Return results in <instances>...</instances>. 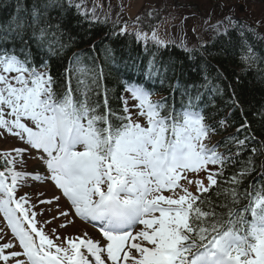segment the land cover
<instances>
[{"label": "snow or ice", "instance_id": "1", "mask_svg": "<svg viewBox=\"0 0 264 264\" xmlns=\"http://www.w3.org/2000/svg\"><path fill=\"white\" fill-rule=\"evenodd\" d=\"M52 7L60 8L62 15L74 9V14L82 17L81 24L101 23L94 8L82 10L77 0H46L39 8L33 4L30 23L21 21L0 31V129L37 150L36 159L46 167L47 179L67 198L75 216L99 222L104 239L94 240L85 233L63 238L57 235L54 240L38 226L37 213L32 210L35 205L30 203L27 194L17 198L16 190L26 177L40 179L39 165L34 172L17 170L15 165L23 163L17 157H22L27 149L15 148L0 152V213L22 251H6L13 248L12 240L0 243V262L264 264V186L254 197L247 190L237 191L242 178L251 170L257 148L251 149L252 155L241 162L244 166L239 171L230 177L224 176L225 168L229 163H237L236 157L255 137L249 133L243 139L227 138L226 142L234 144L237 151L231 155L221 152L218 142L211 141L216 128L205 122L200 104L203 93L196 85L187 86L181 93L182 98H188L187 103L182 99L181 108L176 109L163 100L152 101L151 90L144 84L126 82L125 91L133 101L131 107L139 109L146 124L132 120L129 100L123 94L118 99L127 115L122 116L110 106L107 89L100 102L102 70L97 73L80 66V53L69 58L68 67L61 74L64 83H59L51 75L48 61L37 67L24 39L30 29V39H34L40 50L51 51L53 45L61 50L67 47L57 34L60 25H53L48 18L47 10ZM106 22L107 18L103 23ZM209 27L214 33L210 43H216L222 36L231 43L232 37L228 34L236 32L240 37L238 51L243 53L246 49L241 59L247 67L262 59L245 38V31L254 30L246 29L232 16H224ZM110 35L113 40L134 36L145 47L149 41L158 48L166 46L155 30L149 35L120 28ZM12 36L21 42L20 49L14 43L11 48L3 47L12 43ZM205 46L202 43L199 48ZM199 48L185 46L182 50L192 59ZM85 72L89 73L91 84L83 78ZM142 74L145 81H154L160 74L154 57ZM193 89H197L194 96ZM165 111L167 115L162 114ZM217 123L220 127L226 126L224 119ZM248 128L245 120L236 132H245ZM261 167L264 174V165ZM201 172L206 174V184L203 179H189V174ZM181 181H187L188 186L194 184L195 193ZM221 184L230 187L222 190L226 202L216 205L206 194ZM165 191L170 194L165 195ZM216 195L220 196L221 191ZM229 197L231 204L241 197L249 198L250 202L237 210L230 207ZM53 199L59 201L60 197ZM39 202L51 204L52 200ZM217 207L229 208L227 219L223 212L216 211ZM248 212L251 221L246 219ZM52 231L55 233V229Z\"/></svg>", "mask_w": 264, "mask_h": 264}, {"label": "trees", "instance_id": "2", "mask_svg": "<svg viewBox=\"0 0 264 264\" xmlns=\"http://www.w3.org/2000/svg\"><path fill=\"white\" fill-rule=\"evenodd\" d=\"M46 0H0V31L21 21L31 22L32 8L35 3L37 7ZM18 4L20 7L18 8ZM67 7V5H65ZM43 11V9H41ZM48 18L53 25L59 24L60 28L57 34L60 35L61 43L67 45L63 50L53 45L51 51L40 50L34 41L30 39L31 30L29 29L24 39L28 41L31 48L30 55L36 65H42L43 60L37 57L36 50L43 51V56L48 59V65L51 75L64 83L61 74L68 67L69 58L74 53H80L81 65L89 70H95L97 73L102 70V78L99 80V100L104 99V89L108 90L109 104L119 111L120 103L118 94L122 76H128L131 73H140L139 83L149 87L151 94L161 96L160 99L168 106L175 105L176 109L181 108L182 99L187 103V97L181 96V93L189 85H196L197 89L203 93L200 101L203 108V115L206 117V123L216 128L214 133L220 135V146L225 155L234 154L237 149L234 144L228 143L227 138L237 136L243 139L245 135L251 134L255 140L248 142L247 148L236 157L237 163L231 164L225 168L224 176L230 177L239 171L252 155L251 149L257 148V153L253 156L251 170L242 178L237 191L244 193L246 190L255 196L256 192L264 186V174L257 176L259 160L262 158L264 165V35L247 25L245 22L235 19L243 27L251 28L254 32L245 31V38L253 47L256 53L262 58L252 67L242 62V55L246 54V49L242 53L238 51L240 46V37L235 31L229 32L232 42L229 43L226 37H220L216 43H210V36L201 45L187 47L188 49L199 48L193 54L192 59L182 49L184 47L176 44H166V46L157 47L154 44L142 46L135 37L124 36L113 40L110 33L119 32L120 25L104 17H100L101 23H95L89 26L88 23H79L82 17L74 14V9H69L66 15H62L61 9L52 7L47 10ZM154 12V11H153ZM152 12V13H153ZM55 30V29H54ZM259 37V38H257ZM12 43H6L3 47L11 48L13 43L17 49L21 48V42L12 36ZM203 52V55H200ZM154 57L157 66L160 68V74L154 81H145L143 69L150 59ZM167 68L165 72L164 69ZM247 70L245 71L244 69ZM88 72L83 74L86 82L91 84L88 79ZM130 78L129 80H132ZM75 79L73 80V87ZM58 88V87H57ZM197 89L192 90V95L196 94ZM97 95L94 89L93 98ZM102 99V100H101ZM102 110V108H101ZM120 115H124L120 110ZM167 115L165 111L162 113ZM224 119L225 127H220L218 121ZM247 120L249 128L245 132L237 133L239 128ZM251 186V187H250ZM230 187L227 184H221L220 188L213 187L209 194L214 204L219 205L225 201L223 189ZM221 191L217 196L216 192ZM230 207L237 210L243 209L249 204V198L241 197L235 204H231V198H228ZM217 212H223L227 219L229 208H216ZM248 219V213H245ZM249 220V219H248ZM251 221V220H249Z\"/></svg>", "mask_w": 264, "mask_h": 264}, {"label": "rangeland", "instance_id": "3", "mask_svg": "<svg viewBox=\"0 0 264 264\" xmlns=\"http://www.w3.org/2000/svg\"><path fill=\"white\" fill-rule=\"evenodd\" d=\"M77 3L82 4V10H92L94 8L96 16L107 18L119 24L121 28H130L133 32L136 30L144 32L137 22V18L142 17L139 14L144 8L156 9L154 18L158 21V24L151 27V32H148L149 35L155 30L159 39L179 43L184 47L196 45L212 36L214 33L209 26L228 15L234 17V19L241 18L264 33V0H77ZM123 3H125V8ZM129 112L132 118L133 112L131 110ZM136 117H139V115H136ZM141 117L139 118L142 121ZM24 145H27L25 141L0 129V151L9 152ZM37 154L36 151L32 157H37ZM22 160L23 163H19L22 165V168H27L34 172L37 170V165H39L40 172H43L42 165L34 164L33 162V160L38 159L32 160L31 158V160H27L25 156H22ZM17 170H21L20 167ZM194 176L197 179H203L205 184L207 183L205 173L201 172L198 175L194 174ZM189 179H192V176ZM35 181L37 180L31 182L30 185H33ZM181 182L188 186L187 181ZM36 186L37 188L33 189L34 197L30 195H27V197L30 203L35 205L33 211L37 213L38 226H42L50 238L55 240L57 235L63 238L65 236H83L87 233L90 238L103 241L104 238L100 232H96L94 228L93 230L86 223L81 224L80 221L77 222L73 213L67 216L59 215L60 212L67 211L69 213L67 209L68 202L61 193L58 192L60 199L56 201L53 197L57 195H52L49 187H46L48 190L44 192L45 185L43 186V184L38 183ZM192 189L196 191L195 186ZM18 193L25 194L27 190L24 189L23 192ZM39 196H41L40 200L50 198L48 200H52V203L41 204L37 202L36 199ZM0 219L4 224L6 223L3 216L1 217V213ZM45 221H48V223H45ZM62 224L65 227H60ZM53 229H55V233H53ZM6 232H8L7 229ZM9 240L13 241V245L18 243V241H15L11 230L3 239L0 238V243L4 241L6 243Z\"/></svg>", "mask_w": 264, "mask_h": 264}]
</instances>
